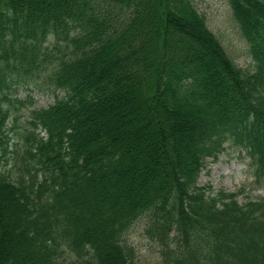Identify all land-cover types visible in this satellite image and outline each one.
Wrapping results in <instances>:
<instances>
[{
	"label": "trees",
	"instance_id": "16d2710c",
	"mask_svg": "<svg viewBox=\"0 0 264 264\" xmlns=\"http://www.w3.org/2000/svg\"><path fill=\"white\" fill-rule=\"evenodd\" d=\"M198 1L0 0V264H148V214L154 264H264V195L197 186L234 148L264 191V0H223L251 71Z\"/></svg>",
	"mask_w": 264,
	"mask_h": 264
},
{
	"label": "rangeland",
	"instance_id": "374dc122",
	"mask_svg": "<svg viewBox=\"0 0 264 264\" xmlns=\"http://www.w3.org/2000/svg\"><path fill=\"white\" fill-rule=\"evenodd\" d=\"M200 9L205 12L208 28L219 38L227 55L234 61L235 65L245 71H251V58L247 55L246 46L242 41L238 29L228 14V9L223 0H199ZM11 98L26 100L31 96L34 100V108H47L54 103L50 93L40 92L29 87L17 88L11 93ZM17 105V104H16ZM19 124H23L30 116L31 107L17 105ZM115 128L119 131H128L131 124L123 121H113ZM133 129V128H132ZM121 131V132H122ZM43 135V134H42ZM248 159L234 148H227L219 154L216 159L207 158L199 172L197 186L205 190L206 195H215L218 191L234 193L242 190L239 201L245 199H256L264 195L263 188H260L251 176L247 167ZM153 225L152 215L143 216L132 228L127 240L129 245L135 249V255L148 264L160 261V245L150 239L149 230ZM152 231V230H151ZM169 236L168 239L171 238ZM154 239L157 238L155 233ZM171 248H174L172 245ZM170 248V249H171Z\"/></svg>",
	"mask_w": 264,
	"mask_h": 264
}]
</instances>
